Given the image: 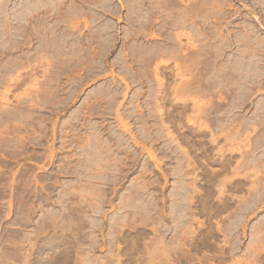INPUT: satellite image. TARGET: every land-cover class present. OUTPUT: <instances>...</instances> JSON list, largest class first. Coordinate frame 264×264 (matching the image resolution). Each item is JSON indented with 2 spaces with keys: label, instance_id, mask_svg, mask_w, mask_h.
I'll return each instance as SVG.
<instances>
[{
  "label": "rangeland",
  "instance_id": "obj_1",
  "mask_svg": "<svg viewBox=\"0 0 264 264\" xmlns=\"http://www.w3.org/2000/svg\"><path fill=\"white\" fill-rule=\"evenodd\" d=\"M0 264H264V0H0Z\"/></svg>",
  "mask_w": 264,
  "mask_h": 264
},
{
  "label": "bare ground",
  "instance_id": "obj_2",
  "mask_svg": "<svg viewBox=\"0 0 264 264\" xmlns=\"http://www.w3.org/2000/svg\"><path fill=\"white\" fill-rule=\"evenodd\" d=\"M86 1V0H85ZM53 33V32H52Z\"/></svg>",
  "mask_w": 264,
  "mask_h": 264
}]
</instances>
